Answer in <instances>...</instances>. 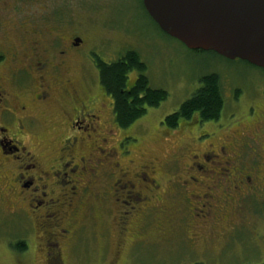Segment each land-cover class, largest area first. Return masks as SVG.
Segmentation results:
<instances>
[{"label": "flooded vegetation", "instance_id": "af4514ba", "mask_svg": "<svg viewBox=\"0 0 264 264\" xmlns=\"http://www.w3.org/2000/svg\"><path fill=\"white\" fill-rule=\"evenodd\" d=\"M34 1L0 0V171L5 180L2 190L8 201L6 217L14 216L21 230L28 234L26 248L36 243L46 264H50V259L53 264L59 263L62 252L74 241L73 232L78 227V212L85 192L89 195L85 187L88 180H84L88 172H94L96 178L101 176L99 183L102 180L104 184L100 186H105L102 195H107L109 190L108 195L114 201L122 197L125 207L122 219L138 212L140 205L149 214L161 205L158 204L162 199L166 200L169 189L185 199H197L188 210L201 220L207 219V211L222 218L234 204L233 211L236 210L240 215L238 219L243 221L246 204L251 205L250 202L258 201L259 197L264 199V162H261L264 157L259 152L264 141V120L259 119L251 131L242 126L246 118H251L248 112L258 109L264 116V108L256 104L257 97L243 109L230 112L229 122L233 124L228 126L221 122L225 100L217 120L185 121L183 124H190L187 127L193 135L181 140V157L165 160L162 165L157 163L156 157L145 158L141 151L138 157H128L125 163L112 161L111 151L103 146L104 137L85 142L90 135L84 132H95L101 117L93 107L96 100L92 93L86 85H75L70 73L73 63L87 62L96 68L102 61L94 52L99 49L89 45L82 30L67 28L62 13L51 14L46 0L33 4ZM100 46L107 48L108 45L101 42ZM242 93L244 90L238 88L231 99L241 101ZM57 97L62 102L63 123L59 125L63 130L53 157L47 162L38 154H32L33 150L27 148L22 138L27 130L41 128L38 115L51 103L57 104ZM259 98L264 100V94ZM232 103L235 102L232 100ZM110 112L113 122L112 99ZM244 116L247 117L244 119ZM258 116L259 112L253 117ZM183 124L174 129L165 127L168 130L161 133L174 135ZM196 124L206 126L203 134L198 135ZM231 126H234L232 135L227 134L218 141H214V136L220 134L219 131L207 129L222 127L229 131ZM123 139L119 142L120 148ZM122 151L125 155L131 154L129 146ZM234 163L237 164L233 166ZM98 164L100 170L96 171ZM170 167L171 172L166 170ZM224 167L229 174L221 182L214 175ZM196 175L210 179L203 183ZM164 176L167 178L161 190L160 179ZM198 183L203 184L196 188L198 193L191 191ZM226 183L231 185L224 187L223 196L218 197L217 187ZM195 204L198 207H194ZM212 207L215 209L211 212Z\"/></svg>", "mask_w": 264, "mask_h": 264}, {"label": "rangeland", "instance_id": "374dc122", "mask_svg": "<svg viewBox=\"0 0 264 264\" xmlns=\"http://www.w3.org/2000/svg\"><path fill=\"white\" fill-rule=\"evenodd\" d=\"M37 2L35 0L33 4ZM46 2L51 14L62 13L67 28L71 31L82 30L83 35L89 39V45L99 49L94 52L100 60L112 62L127 50L135 51L146 65L149 85L167 92V97L159 105L147 108L143 116L126 129H121L114 124V116L113 122L111 121V99L99 88L95 66L87 62L82 65L72 64L71 81L75 85H86L92 98L96 100L93 107L101 117L95 132H84L90 135L85 142L104 137L103 146L111 151L112 161L125 163L128 157H138L140 151L145 158L156 157L155 160L161 165L165 160L181 157V140L193 135L187 127L190 124L186 125L183 124L185 121H181L183 126L174 135L165 136L161 131L168 129L162 121L195 92L201 85L200 78L203 75L216 73L219 76L225 100L221 122L227 126L233 124L229 122L231 118L228 114L248 106L256 97V104H261L264 108V100L259 98L264 94V71L239 59H226L212 51L188 49L158 28L143 8L141 0ZM101 42L108 45L107 48H101ZM136 74V71L128 74L127 87L132 84ZM238 88L244 90L240 96L241 101L231 99ZM58 100L57 104L51 103L45 112L38 115L42 121L41 128L27 130L22 138L25 145L28 144L27 148L33 150L32 154H38L47 162L52 159L63 130L62 102ZM237 102L241 103L237 105ZM257 112L259 116L254 119ZM248 113L251 118L246 120L247 116H244L242 126L251 131L259 119L264 120V116H261L258 109ZM205 127L196 124L198 135L204 133ZM207 129L219 131L220 134L214 136V141H218L231 134L234 126L228 128L231 129L229 131L222 127ZM237 129L239 128L236 127ZM122 139L121 148L127 149L129 146L131 154L127 153L128 156L120 148L119 142ZM259 152L264 157V141L260 144ZM261 162H264V158ZM99 170L98 164L96 171ZM166 170L171 172L173 169L170 167ZM227 173L229 171L224 167L214 176L222 182L228 177ZM1 175L0 171V264H46L36 243H31L26 248L28 234L21 230L14 216L6 217L8 201L2 190L5 180ZM196 176L203 183H208L210 179L202 175ZM100 177L96 178L94 172H88L84 177V180H88L85 187L89 195L85 192V200L83 199L78 212L79 222L73 232L74 241L62 252L58 264H260L264 261V199L261 197L258 201L250 202L251 205L246 204L243 221L238 219L237 216L240 215L237 211H233L234 204L231 211L222 218H216L214 213L207 211V219L201 220L192 215L193 211L188 210L197 199H185V196L177 195V192L169 189L170 194L166 200L162 199L158 204L161 205L150 210L149 214L140 205L138 212L136 210L122 219L125 210L121 203L122 197L119 201H114L108 195L109 190L107 195H102L105 186H100L104 184L102 180L99 183ZM166 178L164 176L160 179L163 185L161 190L165 187ZM227 185L231 184H219L216 191L218 197L223 196V188ZM197 187L201 188L203 184L194 185L191 191L198 193ZM194 207L198 206L195 204ZM213 209L215 207L210 211ZM254 231L258 233L254 234ZM49 262L53 264L52 259Z\"/></svg>", "mask_w": 264, "mask_h": 264}, {"label": "water", "instance_id": "95a60500", "mask_svg": "<svg viewBox=\"0 0 264 264\" xmlns=\"http://www.w3.org/2000/svg\"><path fill=\"white\" fill-rule=\"evenodd\" d=\"M168 36L264 68V0H141Z\"/></svg>", "mask_w": 264, "mask_h": 264}, {"label": "trees", "instance_id": "16d2710c", "mask_svg": "<svg viewBox=\"0 0 264 264\" xmlns=\"http://www.w3.org/2000/svg\"><path fill=\"white\" fill-rule=\"evenodd\" d=\"M96 69L100 86L113 101L115 122L119 127H128L145 114L147 107H155L167 97L165 90L149 85L146 65L135 51L128 50L112 62L99 61ZM259 69L264 71V68ZM131 71H136L137 76L132 86L127 87ZM200 82L201 85L176 111L164 117L166 128L174 129L181 121L193 120L195 117L200 121L217 120L220 117L224 99L219 76L216 73L206 74L200 78ZM260 264H264V261Z\"/></svg>", "mask_w": 264, "mask_h": 264}]
</instances>
